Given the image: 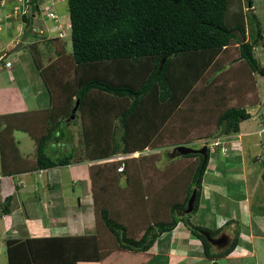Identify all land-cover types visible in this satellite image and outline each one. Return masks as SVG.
Here are the masks:
<instances>
[{
    "label": "trees",
    "instance_id": "16d2710c",
    "mask_svg": "<svg viewBox=\"0 0 264 264\" xmlns=\"http://www.w3.org/2000/svg\"><path fill=\"white\" fill-rule=\"evenodd\" d=\"M66 1L73 50L66 51L63 38H43L57 46L45 64L38 42L29 44L51 103L44 110L0 114L1 174L93 162L88 176L95 232L9 238L8 264H81L116 251L148 252L180 221L211 264H220L237 246L239 231L214 250L221 229L196 225L191 217L200 207L209 144L238 134L251 117L246 106L259 101L256 74L264 77V65L255 47L264 36L253 0ZM48 2L28 0L32 15L28 8L22 16L25 28L31 25L27 37L35 32V13L42 15ZM79 116L82 156L73 144L68 154L49 153L52 143L71 141L68 126ZM15 131L35 140L32 163L22 156ZM196 139L208 146L206 156L176 150ZM166 147L173 151L158 168L161 156L154 151ZM194 189V208L186 213ZM11 200L6 197L0 218L10 212Z\"/></svg>",
    "mask_w": 264,
    "mask_h": 264
},
{
    "label": "crops",
    "instance_id": "0c3cea01",
    "mask_svg": "<svg viewBox=\"0 0 264 264\" xmlns=\"http://www.w3.org/2000/svg\"><path fill=\"white\" fill-rule=\"evenodd\" d=\"M48 1L56 11V4L63 0ZM18 3L23 5V8H20ZM28 5V0H0V32H6L3 35L5 41L0 47L3 59L0 65V105L3 103L2 98H5V92H15L16 101V104L12 105L16 108L15 111L0 110V114L34 112L50 106L49 91L40 77L33 57H22L17 51L18 48H10L13 42L15 44L21 41L23 45L29 39L28 43H32L31 39L24 35L26 28L22 19ZM39 24L44 30L49 27L43 22ZM49 29L57 32L53 22ZM260 43H264V38ZM15 63L16 66H24L18 69L19 73L14 70ZM258 77L262 76L256 74L259 92ZM3 107L6 106L3 104ZM246 108L251 117L241 122L239 133L217 138L229 141L227 151L223 152L221 146L213 147L212 154L219 155L220 162L216 156L210 157L203 177L197 219L193 222L209 229H221L220 242H212L214 250H220L218 247L224 243L228 244L235 231H239L237 246L229 255L219 259L220 264H264V138L258 133L260 129L256 130L252 124L249 125V121L259 117L260 122L264 124V99L259 94V101L248 104ZM15 132H21V136H15V139L22 156L32 163L35 140L28 133ZM70 135L73 139L71 133ZM71 141L68 142L64 137L58 143H52V148L56 146L55 155L62 152H59L58 148H64L65 151L72 148ZM92 163L81 161L34 171L28 169L8 177L1 174L0 166V213L6 197L12 195L10 212L2 213L0 218L4 228L5 245L9 238L95 232L92 184L90 179L86 183L84 174L83 178L80 176V167L87 166L88 170ZM86 198L90 199L88 205L91 212L88 213L83 210ZM138 254L142 257L137 262L144 264L212 263V260L204 255L203 246L197 236L193 235L182 221L172 231L163 233L148 252H139L136 255ZM115 256L112 259L115 260ZM108 260L110 256L100 262L107 264ZM114 264L120 263L115 261Z\"/></svg>",
    "mask_w": 264,
    "mask_h": 264
},
{
    "label": "rangeland",
    "instance_id": "374dc122",
    "mask_svg": "<svg viewBox=\"0 0 264 264\" xmlns=\"http://www.w3.org/2000/svg\"><path fill=\"white\" fill-rule=\"evenodd\" d=\"M253 2H254L255 12L260 17L259 19L261 21V26L264 27V0H253ZM49 3H47V4H49ZM18 5L20 6V8H23V5H21L20 3H18ZM52 8L53 7H51V5H50L49 11H51ZM12 9H13V5H11V10ZM55 9H56L57 12H55V10H53V11L55 13H57V15H58V19L57 20H55L53 18H51V20L46 18V16H45L46 13H43L42 15L39 14V13H35L33 29L36 30V31L33 32L31 30L30 35H29V38L31 39L30 40L31 42H38V47H39V49L41 50V53H42L41 54L42 55V60L44 62H46V63H48V61H53V59L56 57L57 46L53 42H48V41H46V39H43V38L54 37L55 35H57L58 37L63 38V40L61 41V43H62L61 45L64 46V48L66 49L67 52H72V50H73L72 49V40H71V31H70V25H69L70 24V19H69V10H68L67 1L66 0L60 1L58 4H56ZM41 22L45 23V26H49V27L46 28L45 30L41 29V26L39 24ZM52 22H53V26H54L55 30H57V32H54L52 29H49L50 26H52ZM59 25H60V28H56ZM5 33H6L5 31L4 32L3 31L0 32V47H1V44L5 41V38L3 36ZM20 42L21 41L15 43V44L13 42L12 45L10 46L11 50L13 48H15ZM28 42H29V39H27L26 42H24L21 47L19 46L20 48H18V50H17V51L20 52V55L22 57H24V56L33 57L32 53L30 52L29 43ZM11 50H9V52ZM255 54L257 55V58L262 63H264V58H263L264 57V43L263 44L259 43L256 46ZM1 55L2 54L0 52V56ZM32 60L34 61V58H32ZM2 61L3 60L0 58V65H2V63H3ZM16 65H17V63H15L14 66H13L14 70H16L17 73H19L18 69L20 67L23 68L24 66H23V64L18 65V66H16ZM40 77H41V74H40ZM24 78H25V76H24ZM258 80H259V83H258V85H259V94L264 99V78L263 77H258ZM0 92H1V90H0ZM4 97L5 98H2L3 103L0 105V110L1 111H5V109H8V110L12 109L13 111H15L16 108L12 106V105L16 104V101L14 100L15 92H12L11 94L9 92H5L4 93ZM10 98L12 99V102H10ZM18 103H20V101H18ZM3 104L6 106L5 108L3 107ZM46 108H43V110L46 109ZM81 121H82V117L79 116L77 119L73 120V122L70 124L71 125L70 128L68 126V130L71 131V134L73 136L72 144L74 146H77V149H78V152L76 154L77 157L80 156V155L82 156V154H83L81 152L82 143H81V138H80V134H81V130H82ZM260 121H261L260 117L256 118V119H254L252 121H249V123H250L249 125L252 124V127L255 128L256 130H258V129L263 130L264 124L262 122H260ZM114 123H115L116 126L119 125L118 124L119 122H118L117 118L114 120ZM260 130L258 131V133L260 134L261 137L264 138V132L260 133ZM117 132L120 133L121 130L118 128ZM15 133H14V136H21V132H15ZM195 141H196L197 144H191L190 143L188 145L189 146L193 145L196 148L202 147L201 146L203 144V142H201L202 140H199V139L197 140L196 139ZM48 149H49L48 150L49 153H51V154L54 153L55 154L56 146H55V148H52L50 146ZM59 149H60L59 152L62 151L61 153H67L68 154L71 151V148H67V151H65L64 148L63 149L62 148H58L57 150H59ZM172 151H173V147H166V148L156 149L154 151L155 153H157V154H159L161 156L156 161V166L158 168H163L164 165L167 162V156L165 155V153L166 152H172ZM213 156H216L217 157L216 159L218 160V162H220L219 159L221 157L219 155H217V154L215 155V154L211 153V158ZM259 166H261V164H259ZM83 174H84L85 178H87V180L85 179L86 183L89 182L88 181L89 180V176H88L87 166L86 167L85 166L84 167H80V176L82 178H83ZM84 202H85L84 207H83L84 212L85 213H88L89 211L91 212V208H89V205H88L90 203V199L86 198ZM196 219L197 218H196V213H195V214L192 215L191 220H192V222H195ZM3 231H4L3 223L0 222V264H8L7 253H6V245H5V242H4ZM228 241H230V239ZM137 253H139V252L116 251V252H114V253H112L110 255V260H108L107 264H111L112 261H114L113 264L115 263V261L119 262L120 264H139L137 262V260L140 259L142 257V255L141 254L136 255ZM114 255H116L115 256V260L112 259V257ZM81 264H102V263L101 262L100 263H97V262H84V263H81Z\"/></svg>",
    "mask_w": 264,
    "mask_h": 264
},
{
    "label": "water",
    "instance_id": "95a60500",
    "mask_svg": "<svg viewBox=\"0 0 264 264\" xmlns=\"http://www.w3.org/2000/svg\"><path fill=\"white\" fill-rule=\"evenodd\" d=\"M31 1V0H29ZM28 8H29V13L30 15H32V4L30 3L28 5ZM31 25H28L27 28H26V31H28L30 29ZM27 36V34H25V37ZM22 45V42H20L15 48H13V50H16L17 48H19V46ZM163 62H164V59L162 60L161 62V66L163 65ZM76 110V108H75ZM74 118V116H73ZM207 148L208 146L207 145H203L201 148H194L192 146H189V145H180V146H177L176 147V150L180 153V154H183V155H186V154H190V153H200V154H203L204 156L207 155ZM196 192H197V189H194L193 190V193L188 201V206H187V209H186V213H190L192 212L193 208H194V201H195V197H196ZM213 242V240H212ZM216 243H219L220 242V239L218 240H215Z\"/></svg>",
    "mask_w": 264,
    "mask_h": 264
},
{
    "label": "built area",
    "instance_id": "2783aa9c",
    "mask_svg": "<svg viewBox=\"0 0 264 264\" xmlns=\"http://www.w3.org/2000/svg\"><path fill=\"white\" fill-rule=\"evenodd\" d=\"M49 7H50V6L45 5V6L42 8L43 13H46V14H45L46 18H50V19L53 18V19L57 20V19H58V15H57L52 9H51V11H49ZM56 28H60V25L57 26ZM0 58L2 59V56H0ZM260 132H261V133L264 132V128H263V130H261ZM228 142H229V141H226V140H218V139H217V140H214L210 145H211L212 147H215V146H221L223 152H226V151H227V144H228ZM146 152H150V150H146V151H144V152L136 151V152H134V153H132V154H127V155H123V154H121V155H117V156H115V157H113V158H110V159H108V160H123L124 158L130 157V156H139L140 154H142V153H146ZM123 167H124V164L121 165V168H123ZM0 178H1V176H0Z\"/></svg>",
    "mask_w": 264,
    "mask_h": 264
},
{
    "label": "clouds",
    "instance_id": "9594fccd",
    "mask_svg": "<svg viewBox=\"0 0 264 264\" xmlns=\"http://www.w3.org/2000/svg\"><path fill=\"white\" fill-rule=\"evenodd\" d=\"M49 6V5H48ZM2 56V55H1ZM3 60V59H2ZM261 131V130H260ZM261 133V132H260ZM217 140V139H216ZM219 140V139H218ZM201 142H203V144L202 145H204V141H201ZM212 147V146H211ZM201 148V147H200Z\"/></svg>",
    "mask_w": 264,
    "mask_h": 264
}]
</instances>
